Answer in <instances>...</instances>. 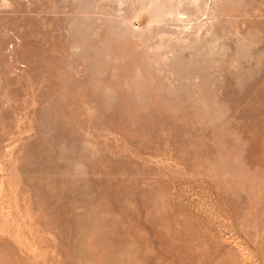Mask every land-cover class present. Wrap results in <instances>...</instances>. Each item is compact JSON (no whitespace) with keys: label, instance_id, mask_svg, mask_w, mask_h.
Instances as JSON below:
<instances>
[{"label":"rangeland","instance_id":"obj_1","mask_svg":"<svg viewBox=\"0 0 264 264\" xmlns=\"http://www.w3.org/2000/svg\"><path fill=\"white\" fill-rule=\"evenodd\" d=\"M0 264H264V0H0Z\"/></svg>","mask_w":264,"mask_h":264}]
</instances>
